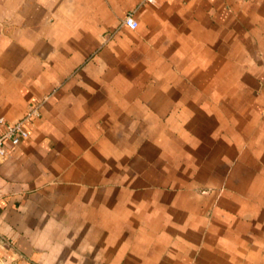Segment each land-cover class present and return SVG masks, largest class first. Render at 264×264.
I'll list each match as a JSON object with an SVG mask.
<instances>
[{
	"label": "crops",
	"instance_id": "0c3cea01",
	"mask_svg": "<svg viewBox=\"0 0 264 264\" xmlns=\"http://www.w3.org/2000/svg\"><path fill=\"white\" fill-rule=\"evenodd\" d=\"M45 95L0 264H264V0H0V117Z\"/></svg>",
	"mask_w": 264,
	"mask_h": 264
},
{
	"label": "built area",
	"instance_id": "2783aa9c",
	"mask_svg": "<svg viewBox=\"0 0 264 264\" xmlns=\"http://www.w3.org/2000/svg\"><path fill=\"white\" fill-rule=\"evenodd\" d=\"M146 2H154V0H144ZM123 23L129 28H135L137 21L133 12H128L123 19ZM48 95L42 97L41 100L31 104L25 113L15 121H6L0 117V160L5 158L9 152L20 143L23 138L29 134L27 126L32 124L39 117L43 103Z\"/></svg>",
	"mask_w": 264,
	"mask_h": 264
}]
</instances>
